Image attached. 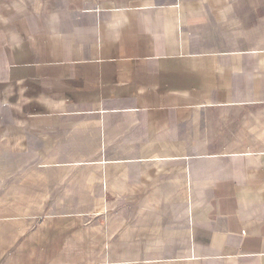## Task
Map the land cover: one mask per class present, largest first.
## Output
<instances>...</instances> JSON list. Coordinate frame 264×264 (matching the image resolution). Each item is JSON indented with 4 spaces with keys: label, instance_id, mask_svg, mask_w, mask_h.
Returning a JSON list of instances; mask_svg holds the SVG:
<instances>
[{
    "label": "crops",
    "instance_id": "obj_1",
    "mask_svg": "<svg viewBox=\"0 0 264 264\" xmlns=\"http://www.w3.org/2000/svg\"><path fill=\"white\" fill-rule=\"evenodd\" d=\"M0 12V264H264V0Z\"/></svg>",
    "mask_w": 264,
    "mask_h": 264
},
{
    "label": "rangeland",
    "instance_id": "obj_2",
    "mask_svg": "<svg viewBox=\"0 0 264 264\" xmlns=\"http://www.w3.org/2000/svg\"><path fill=\"white\" fill-rule=\"evenodd\" d=\"M4 3H7V0H0V8H4ZM0 14H2L0 12Z\"/></svg>",
    "mask_w": 264,
    "mask_h": 264
}]
</instances>
